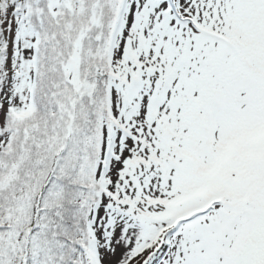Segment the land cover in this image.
Returning <instances> with one entry per match:
<instances>
[{
	"label": "snow or ice",
	"instance_id": "1",
	"mask_svg": "<svg viewBox=\"0 0 264 264\" xmlns=\"http://www.w3.org/2000/svg\"><path fill=\"white\" fill-rule=\"evenodd\" d=\"M0 264H264V0H0Z\"/></svg>",
	"mask_w": 264,
	"mask_h": 264
}]
</instances>
